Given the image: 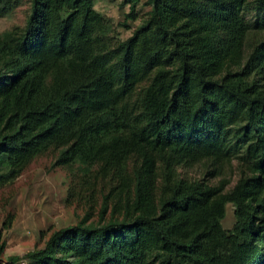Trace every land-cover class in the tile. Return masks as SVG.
Segmentation results:
<instances>
[{"label":"trees","instance_id":"16d2710c","mask_svg":"<svg viewBox=\"0 0 264 264\" xmlns=\"http://www.w3.org/2000/svg\"><path fill=\"white\" fill-rule=\"evenodd\" d=\"M95 2L0 34V191L52 155L82 212L7 263L264 264V0H123L125 40Z\"/></svg>","mask_w":264,"mask_h":264},{"label":"rangeland","instance_id":"374dc122","mask_svg":"<svg viewBox=\"0 0 264 264\" xmlns=\"http://www.w3.org/2000/svg\"><path fill=\"white\" fill-rule=\"evenodd\" d=\"M122 3L123 0H96L95 8L111 18L118 36L125 40L132 35L150 8L144 4L140 5L139 20L128 22L130 28L126 30L119 27L129 13V7ZM30 10V0H23L13 15L0 19V34L15 27L24 28ZM53 163L52 155L36 158L14 183L0 191V230L4 221L10 215L14 216L12 227L3 230L1 234V242H5L6 245L4 253L0 256V264H8L9 257H24L35 249H42L45 240L40 239L41 232L48 238L53 231L76 224L77 215H82L81 211L77 212L75 207L66 204L69 179L66 172L61 168H54ZM193 173L196 174L198 171L195 170ZM228 177L234 183L237 180L234 172L229 173ZM234 220L233 208L228 206L223 221L224 227L232 228ZM19 264L33 263L23 260Z\"/></svg>","mask_w":264,"mask_h":264}]
</instances>
